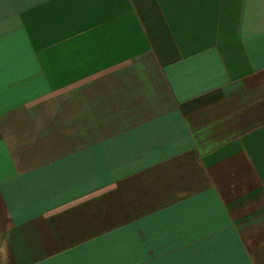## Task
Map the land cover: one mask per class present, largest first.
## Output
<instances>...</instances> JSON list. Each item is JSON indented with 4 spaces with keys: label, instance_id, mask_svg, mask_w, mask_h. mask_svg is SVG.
Instances as JSON below:
<instances>
[{
    "label": "crops",
    "instance_id": "0c3cea01",
    "mask_svg": "<svg viewBox=\"0 0 264 264\" xmlns=\"http://www.w3.org/2000/svg\"><path fill=\"white\" fill-rule=\"evenodd\" d=\"M0 264H264V0H0Z\"/></svg>",
    "mask_w": 264,
    "mask_h": 264
}]
</instances>
